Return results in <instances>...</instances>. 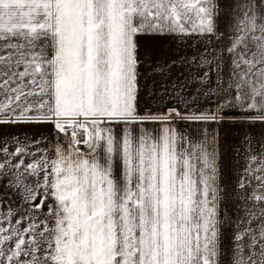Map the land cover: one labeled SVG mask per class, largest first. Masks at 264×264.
Segmentation results:
<instances>
[{
    "label": "snow or ice",
    "instance_id": "obj_1",
    "mask_svg": "<svg viewBox=\"0 0 264 264\" xmlns=\"http://www.w3.org/2000/svg\"><path fill=\"white\" fill-rule=\"evenodd\" d=\"M216 7L215 0H0V49L8 53L0 55L7 77L0 124L52 123L66 141L27 164L0 162V174L22 169L17 185L33 212L54 201L43 219L13 224L11 209L0 219V264H220L214 152L167 125L136 136L130 127L173 115L215 120L175 109L137 114L136 38L214 34ZM236 32L228 48L239 69L235 103L264 122V22L245 11ZM113 123L124 125L119 138ZM2 151L36 157L26 145ZM28 176L34 184L21 179ZM252 198L264 203V194ZM251 217L259 227L245 230L250 242L231 264H264V207Z\"/></svg>",
    "mask_w": 264,
    "mask_h": 264
},
{
    "label": "crops",
    "instance_id": "obj_2",
    "mask_svg": "<svg viewBox=\"0 0 264 264\" xmlns=\"http://www.w3.org/2000/svg\"><path fill=\"white\" fill-rule=\"evenodd\" d=\"M215 4L214 34L165 32L136 38L137 114L159 117L175 109L184 116L193 112L214 113L215 120H181L173 115L164 124L146 121L130 127L136 136L141 128L156 134L167 125L174 128L178 136L183 135L186 140L202 144L209 152H214L219 260L220 264H231L238 247L250 242L245 230L259 227L260 221L252 219L251 213H258L264 207V203L252 198L253 193L264 194V181L258 178L264 176V172L257 171L264 163V122H253L250 117L254 113L235 103L239 94L235 87L238 82L235 73L239 69H234V53L228 48L237 35V21L245 11L254 15L257 23L264 22V0H215ZM7 54V50L0 49V55ZM6 78L0 76V82ZM109 126L117 138L123 135V124ZM35 141L40 143H33ZM57 142L66 143L65 134L58 132L52 123L0 124V162L7 159L15 164L23 159L27 164L39 158V150H47L50 155L52 145ZM24 145L28 152H35L36 157L13 158L2 151L7 148L11 153ZM21 171L9 168L0 174V219L11 209L13 224L21 217L39 216L43 219L42 213L48 211V204L54 203L52 199L46 200L42 210L33 212L32 202L25 200L24 184L17 185ZM116 171L118 173V167ZM21 179L25 184H34L36 180L31 176ZM35 203H40V197ZM3 223L6 226L7 220L4 219ZM238 235L242 239L237 240ZM256 250H259L258 246ZM244 252L247 254L249 249L244 247Z\"/></svg>",
    "mask_w": 264,
    "mask_h": 264
}]
</instances>
